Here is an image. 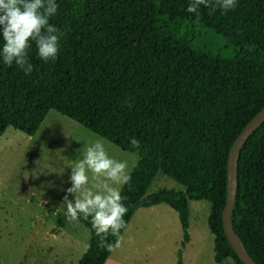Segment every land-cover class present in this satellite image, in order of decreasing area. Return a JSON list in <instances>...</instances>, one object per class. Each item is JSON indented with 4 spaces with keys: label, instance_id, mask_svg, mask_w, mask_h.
Returning a JSON list of instances; mask_svg holds the SVG:
<instances>
[{
    "label": "trees",
    "instance_id": "trees-1",
    "mask_svg": "<svg viewBox=\"0 0 264 264\" xmlns=\"http://www.w3.org/2000/svg\"><path fill=\"white\" fill-rule=\"evenodd\" d=\"M191 2L56 0L49 23L61 34L57 58L40 59L30 40L33 71L25 75L0 56V136L7 127L33 135L51 109L74 120L138 157L120 188L126 224L139 208L169 206L182 231V264L189 200H205L213 260L243 264L224 234L221 213L229 149L264 106V0H237L236 8L212 14L201 5L198 15L186 11ZM197 26L226 38L232 54L195 44ZM3 44L0 34V49ZM131 137L139 149L131 147ZM159 173L183 189L147 194ZM56 216L62 228L64 214ZM77 222L90 234L77 264H104L111 252L98 247L90 218ZM231 224L253 261L264 264V122L239 152Z\"/></svg>",
    "mask_w": 264,
    "mask_h": 264
},
{
    "label": "rangeland",
    "instance_id": "rangeland-1",
    "mask_svg": "<svg viewBox=\"0 0 264 264\" xmlns=\"http://www.w3.org/2000/svg\"><path fill=\"white\" fill-rule=\"evenodd\" d=\"M193 42L225 57L232 54L226 38L203 26L195 28ZM96 141L103 143L110 158L126 162V172L130 173L138 159L135 154L55 110L48 111L33 135L6 128L0 136L1 264H77L88 245L89 230L77 221L67 220L65 215L63 227L56 228V212L65 213L63 197L71 186V166L78 164L85 148ZM86 174V187L97 191L92 188L93 173L87 170ZM123 184L111 186L120 190ZM161 188L183 189L159 173L147 194ZM188 211L189 241L182 251V264H234L230 259L222 263L213 260V237L207 226L209 203L189 200ZM121 236L120 246L110 253L108 262L177 264L182 231L177 213L169 206L137 209Z\"/></svg>",
    "mask_w": 264,
    "mask_h": 264
},
{
    "label": "clouds",
    "instance_id": "clouds-1",
    "mask_svg": "<svg viewBox=\"0 0 264 264\" xmlns=\"http://www.w3.org/2000/svg\"><path fill=\"white\" fill-rule=\"evenodd\" d=\"M201 5L209 7L212 14L217 8L225 12L236 8L237 0H192L186 11L198 15ZM57 8L56 0H0V34L4 41L0 56L5 64L15 63L25 75L31 74L33 65L27 58L30 40L35 41L40 59L47 62L57 58L61 34L49 23ZM130 145L139 149L140 141L131 137ZM71 167V186L63 197L64 215L69 221H77L81 216L85 220L90 218L92 229L99 237L98 247L112 252L122 241L121 229L127 228L123 217L128 208L122 203L125 198L120 190L111 183L123 184L130 180L127 163L110 158L103 143L96 141L85 148L83 158ZM87 170L93 173L92 188L97 191L86 187ZM69 195L73 198L69 199ZM109 235L115 237L114 243L107 239Z\"/></svg>",
    "mask_w": 264,
    "mask_h": 264
},
{
    "label": "water",
    "instance_id": "water-1",
    "mask_svg": "<svg viewBox=\"0 0 264 264\" xmlns=\"http://www.w3.org/2000/svg\"><path fill=\"white\" fill-rule=\"evenodd\" d=\"M264 122V106L247 122L233 141L227 159V194L225 206L222 209L221 219L224 234L235 254L243 264H256L245 250L239 236L231 224V212L236 195L237 161L240 149L249 135Z\"/></svg>",
    "mask_w": 264,
    "mask_h": 264
},
{
    "label": "crops",
    "instance_id": "crops-1",
    "mask_svg": "<svg viewBox=\"0 0 264 264\" xmlns=\"http://www.w3.org/2000/svg\"><path fill=\"white\" fill-rule=\"evenodd\" d=\"M155 206H156V205H155ZM86 248H87V247H86ZM107 259H108V258H107ZM107 259H106V261L104 262V264H107V263H108V264H113L112 262H111V263L108 262L109 260H107Z\"/></svg>",
    "mask_w": 264,
    "mask_h": 264
}]
</instances>
